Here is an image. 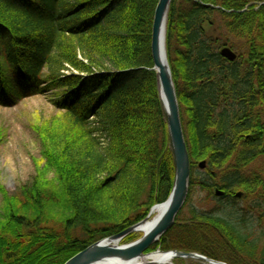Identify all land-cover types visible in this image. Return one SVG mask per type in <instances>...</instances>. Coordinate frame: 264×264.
I'll list each match as a JSON object with an SVG mask.
<instances>
[{
    "label": "trees",
    "instance_id": "trees-1",
    "mask_svg": "<svg viewBox=\"0 0 264 264\" xmlns=\"http://www.w3.org/2000/svg\"><path fill=\"white\" fill-rule=\"evenodd\" d=\"M157 2L0 0V106L49 94L59 111L32 125L40 153L30 180L12 194L0 177V264H64L170 194L174 158L151 69ZM169 7L165 50L191 179L176 222L147 252L264 264V237L224 214L230 207L243 222L263 210L264 0ZM198 192L211 208L181 217Z\"/></svg>",
    "mask_w": 264,
    "mask_h": 264
},
{
    "label": "water",
    "instance_id": "water-1",
    "mask_svg": "<svg viewBox=\"0 0 264 264\" xmlns=\"http://www.w3.org/2000/svg\"><path fill=\"white\" fill-rule=\"evenodd\" d=\"M172 0H158L153 14V21L151 26V58L153 67L156 72L157 91L161 104H163L164 113L166 114V121L168 125V136H170V146L172 150V157L174 158V181L171 186V191L165 201L160 202L164 204L161 213L152 221V224L147 231L141 233L142 235L130 243L117 244L119 239L129 235L130 232H138L137 227L144 224L152 209L160 204L153 205L150 208V213L146 218L140 220L137 224L130 226L128 229L118 232L108 238L97 240L87 246V248L80 250L75 255L71 256L64 264H95L99 260L107 258H117L121 260H130L133 258H140L143 255H149L155 252L168 253L172 258H190L198 259L205 263L211 264H228L223 261L214 260L206 255L197 252L173 250H152L146 252L153 243L157 242L165 231L169 230L175 221V218L181 211L186 202L189 193L190 185V160L185 146V139L179 114V103L177 102L176 92L174 89V82H172V75L167 61V54L165 50V34L167 14L169 5ZM220 54L228 60H235L236 53L230 47H223ZM205 161L201 160L198 163L200 169L204 168ZM215 194L220 196L222 191L215 189ZM240 192H236V196H240Z\"/></svg>",
    "mask_w": 264,
    "mask_h": 264
},
{
    "label": "rangeland",
    "instance_id": "rangeland-1",
    "mask_svg": "<svg viewBox=\"0 0 264 264\" xmlns=\"http://www.w3.org/2000/svg\"><path fill=\"white\" fill-rule=\"evenodd\" d=\"M50 97L49 94L48 96L31 95L17 99L15 102L8 100L5 105L0 106V177L8 193H17L20 186L27 183L34 175L33 162L39 158L40 142L32 131V125L48 118L51 114L59 113ZM204 197L202 193H194L183 209L181 217L187 213L186 209L189 206L211 208L212 204ZM261 207L263 210L259 212L260 214L248 211L247 215L243 216L245 218L243 222H240L241 214L235 213L230 207H225L224 214L232 213V219L242 224L239 225L242 231L248 232L251 239L260 241L264 237V201L261 202ZM134 233L138 234L135 239L141 236V232ZM124 238L125 236L119 239L117 244H126L123 242ZM173 264L208 263L198 259L173 258Z\"/></svg>",
    "mask_w": 264,
    "mask_h": 264
},
{
    "label": "bare ground",
    "instance_id": "bare-ground-1",
    "mask_svg": "<svg viewBox=\"0 0 264 264\" xmlns=\"http://www.w3.org/2000/svg\"><path fill=\"white\" fill-rule=\"evenodd\" d=\"M164 208V204H160L152 209V213L150 214V218L144 222V224H140L137 227L138 232H145L148 230L152 221L157 217L158 214L161 213V210ZM155 214V215H154ZM95 264H173V258L168 253H159L155 252L149 255H143L140 258H133L130 260H119L117 258H107L99 260ZM211 264V263H208Z\"/></svg>",
    "mask_w": 264,
    "mask_h": 264
}]
</instances>
